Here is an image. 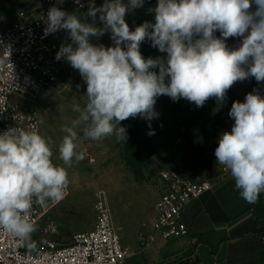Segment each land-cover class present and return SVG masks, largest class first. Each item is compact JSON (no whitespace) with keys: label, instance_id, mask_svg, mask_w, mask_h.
Wrapping results in <instances>:
<instances>
[{"label":"clouds","instance_id":"1","mask_svg":"<svg viewBox=\"0 0 264 264\" xmlns=\"http://www.w3.org/2000/svg\"><path fill=\"white\" fill-rule=\"evenodd\" d=\"M143 3L91 4L87 15L95 21L99 13L103 28L58 7L48 10L45 32L68 30L72 41L61 45L56 59L66 58L87 85L86 102L73 105L78 118L63 129L67 135L59 155L64 165L84 158L76 152L75 129L81 124L86 138L99 141L115 135L125 143L121 122L156 117L154 105L161 95L173 101L183 98L197 107L215 98L219 107L237 81L254 77L264 82V0H158L155 23L144 22L130 31L125 16ZM106 30L115 46L90 42V37L102 36ZM230 37L242 42L229 47ZM146 38L167 53L166 61L141 55L140 44ZM156 67L158 74L150 70ZM228 115L234 124L231 131L221 133L215 159L230 171L240 196L254 204L264 192V96L254 89L243 102L234 101ZM52 155L49 141L35 126L32 130L10 127L0 134V229L21 242H30L37 230L30 215L33 203L44 206L67 194L68 172L54 164Z\"/></svg>","mask_w":264,"mask_h":264},{"label":"rangeland","instance_id":"2","mask_svg":"<svg viewBox=\"0 0 264 264\" xmlns=\"http://www.w3.org/2000/svg\"><path fill=\"white\" fill-rule=\"evenodd\" d=\"M128 2L123 0L125 4ZM157 3L158 0H144L142 7L127 12L125 21L130 31L144 22L155 23L153 9ZM87 13L88 10L81 16L84 22L95 23L98 28L104 27L99 13L95 21ZM90 42L106 48L115 46L110 30H106L102 36L90 37ZM121 47L126 50V44ZM139 51L145 59H167V53L153 47L152 41L147 38L141 42ZM150 70L159 73L158 67ZM249 80L253 82L255 78L244 80V84L243 81H237L228 90L224 103L219 107L216 103H213V107L206 104L202 107L194 104L193 107L192 104L193 112H197L189 117L190 121L198 125L204 117L213 120L207 131L190 130L188 133L174 131L169 127L171 121L181 125L185 121L182 117L187 114L183 112L185 105L166 95L156 98L154 111L157 116L150 121L136 117L121 122L127 133L125 143L118 141L115 135L99 141L86 138L84 125L81 124L75 129L76 152L83 153L84 158H74L69 166L63 164L59 155V145L67 135L63 129L71 127L72 122L78 118L79 114L73 110V105H83L87 99L86 82L69 63L56 86L26 101L39 110V134L49 141L54 164L66 168L71 189L66 201L37 225V230L31 235L30 248L34 250L50 240L69 245L74 235L91 231L96 221V202L101 191L107 193L115 224L121 229V237H124L133 221L149 223L154 218L162 189L159 178L162 170H176L193 183H213L220 179L222 168L216 162L215 149L221 133L231 131L234 120L228 113L234 101H244ZM198 110H210V115L209 112L199 113ZM150 131H154V134L149 135Z\"/></svg>","mask_w":264,"mask_h":264},{"label":"built area","instance_id":"3","mask_svg":"<svg viewBox=\"0 0 264 264\" xmlns=\"http://www.w3.org/2000/svg\"><path fill=\"white\" fill-rule=\"evenodd\" d=\"M103 1L43 0L39 10L20 12L9 29L0 30V134L10 127L32 130L33 126L40 133L41 114L26 101L56 86L69 65L66 58L56 59L61 45L72 43L68 30L46 33L48 10L58 7L81 17L91 4L98 6ZM216 34L220 36L219 32ZM226 42L236 46L239 37H230ZM221 168L220 178H229L230 171ZM159 178L162 189L152 225L154 234L147 239L146 248L158 237L175 240L188 236L189 229L183 222L185 212L213 189L212 182L193 183L172 169L162 170ZM70 194L68 186L65 198L59 202L49 200L44 206L33 203L30 215L36 227ZM134 253L122 244L109 197L104 191L97 197L93 229L74 235L69 245L50 240L33 250L29 242H21L0 229V264H124Z\"/></svg>","mask_w":264,"mask_h":264},{"label":"crops","instance_id":"4","mask_svg":"<svg viewBox=\"0 0 264 264\" xmlns=\"http://www.w3.org/2000/svg\"><path fill=\"white\" fill-rule=\"evenodd\" d=\"M42 4L43 0H0V30L9 29L20 12L33 13ZM247 89L264 96V82L249 80ZM212 184V191L193 202L183 216L189 229L186 237H158L146 248L154 234L156 209L151 222L133 221L124 237L119 228L123 246L135 251L124 264H264V192L252 204L240 196L232 176Z\"/></svg>","mask_w":264,"mask_h":264},{"label":"trees","instance_id":"5","mask_svg":"<svg viewBox=\"0 0 264 264\" xmlns=\"http://www.w3.org/2000/svg\"><path fill=\"white\" fill-rule=\"evenodd\" d=\"M177 102L182 103L183 105H185L186 109L185 110L183 109V112H185L187 114V116L186 117H182V118H184L185 121L181 125H178L175 121H171L169 123L170 124L169 127H171L174 131L177 130V131H184V132H188V133L190 132V130H197L198 132H202L203 130L207 131L209 129V125H211L213 123V120L212 119L210 120L208 117H204L203 119H201V121H200V123H198V125H196V123L194 121L193 122L190 121L189 117H191L192 114H195V112H197V111L193 112L192 104H193V107H194V103L189 102V101H187V100H185L183 98L177 100ZM213 103L217 104V101L215 100V98H210L208 101H206L205 104L208 105L209 107H213L215 105ZM198 111H199V113H201V112H203V113L209 112V115H210V110H207V111L198 110Z\"/></svg>","mask_w":264,"mask_h":264}]
</instances>
